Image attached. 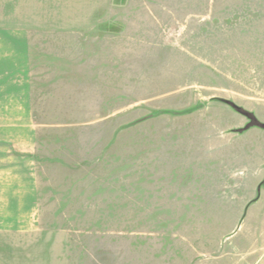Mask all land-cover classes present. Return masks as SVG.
<instances>
[{
	"label": "rangeland",
	"instance_id": "obj_1",
	"mask_svg": "<svg viewBox=\"0 0 264 264\" xmlns=\"http://www.w3.org/2000/svg\"><path fill=\"white\" fill-rule=\"evenodd\" d=\"M251 115L264 0H0V264H264Z\"/></svg>",
	"mask_w": 264,
	"mask_h": 264
},
{
	"label": "trees",
	"instance_id": "obj_2",
	"mask_svg": "<svg viewBox=\"0 0 264 264\" xmlns=\"http://www.w3.org/2000/svg\"><path fill=\"white\" fill-rule=\"evenodd\" d=\"M253 115H251L250 117L252 118V119H254L255 121L253 122V125H263L264 123H262V122H260V121H258L257 119H256V116H253Z\"/></svg>",
	"mask_w": 264,
	"mask_h": 264
},
{
	"label": "water",
	"instance_id": "obj_3",
	"mask_svg": "<svg viewBox=\"0 0 264 264\" xmlns=\"http://www.w3.org/2000/svg\"><path fill=\"white\" fill-rule=\"evenodd\" d=\"M264 125V124H263Z\"/></svg>",
	"mask_w": 264,
	"mask_h": 264
}]
</instances>
